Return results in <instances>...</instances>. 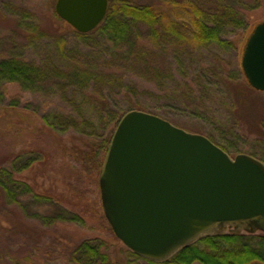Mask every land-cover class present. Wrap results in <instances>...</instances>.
<instances>
[{
  "label": "rangeland",
  "instance_id": "obj_1",
  "mask_svg": "<svg viewBox=\"0 0 264 264\" xmlns=\"http://www.w3.org/2000/svg\"><path fill=\"white\" fill-rule=\"evenodd\" d=\"M55 1L0 0V59L17 55L38 67L42 79L40 92L23 90L14 82L3 86L4 95L0 100V166H17L35 157V161L27 168L16 171L15 177L55 194L61 198V208L75 211L83 217L80 222L61 217L50 230V227L41 224L39 218L47 210L49 214L55 215L58 213L56 207L37 205L30 201V197L21 201V209L7 200L5 202L8 204L2 207L0 201V264H72L71 251L83 241L102 245L101 249L109 253L113 264L116 261L119 264H149L124 246L107 223L98 186L100 170L89 173L79 166L73 155V146L75 142H80L81 133L70 129L58 134L49 129L43 120L45 115L53 112H80L84 118L98 122V112L93 107L91 96L88 97L91 87L84 89L87 93L74 86L56 88V84L61 81L53 80V67H66L57 59L65 58V55L67 58H93L95 54L98 56L96 58L101 55L112 58L102 52L106 45L96 33L91 35L92 39L81 42L74 29L57 18ZM131 1L161 3L162 0ZM192 1L202 3L206 8L212 7L208 0ZM227 1H237L240 7L252 2ZM260 1L257 7L246 12L255 20L250 31L264 20V0ZM215 9L220 11L219 8ZM22 14H26L27 19L21 18L25 16ZM19 20L22 22L19 23ZM28 22L33 23L29 26L32 30L30 34L26 30ZM36 26L41 36L37 35ZM29 35L35 37L29 38ZM248 35L238 50L224 51L210 44L194 50L188 48L184 54L183 51L178 53V58L186 59V71L182 75L201 87L200 95L204 98L200 107L195 108L194 104L188 107L184 99L180 98L181 89L176 88L175 82L179 75L178 65L173 59L174 44L172 50L169 49L164 56H158L151 43L150 52L145 56L166 58L173 78L162 85L152 78L144 79L136 74V70L112 66L111 69L117 74H125L123 87L114 84L104 86L100 91L106 96L110 108L127 111L131 105H137L141 111L157 115L188 132L211 137L216 143H223L226 139L237 143L235 138L241 135L244 143H238V146L244 152L239 153L251 156L254 153L256 156L253 157L259 159L264 153V144L260 145L254 140H264V93L248 84L241 69V56ZM57 37L64 43L63 56L58 54ZM91 51L94 53L89 55ZM148 66L140 73L149 70L152 76L154 66ZM128 80L133 82V89L129 88ZM97 132L102 133L101 130ZM84 138L87 142L93 139L94 143L100 141L97 136ZM17 155L21 156L13 162L12 159ZM40 230L47 237L39 236ZM219 232L250 234L247 230H235L229 225H224ZM255 233L264 235L260 230Z\"/></svg>",
  "mask_w": 264,
  "mask_h": 264
},
{
  "label": "trees",
  "instance_id": "obj_2",
  "mask_svg": "<svg viewBox=\"0 0 264 264\" xmlns=\"http://www.w3.org/2000/svg\"><path fill=\"white\" fill-rule=\"evenodd\" d=\"M208 1L211 2L212 7L206 8L202 3L192 0H162L161 3L108 0L106 15L99 25L87 33H78L73 30L81 42L92 39L91 35L96 33L102 43L106 45L102 52L112 57L105 58L104 55H101L100 58H96L98 56L94 54L93 58H82V56L67 58L65 55V58L57 59L66 67H53V80L61 81L55 83L56 88L74 86L87 93L84 89L91 87L88 97L91 96L93 107L99 115V121L95 123L84 118L80 112L76 114L53 112V114L43 117L45 125L53 132L59 134L71 129L81 133L80 142H75L76 144L73 146V155L82 169L89 173H97L100 170L113 132L121 116L126 112L110 108L106 102V96L100 91L104 86L114 84L123 87L122 81L125 74H117L111 69L112 66L136 70L138 72L136 74H140L146 80L152 78L159 85L173 78L166 65V58H145L150 52L151 43L155 46L154 49L157 50L158 56H164L169 49H173L172 44H174L173 55L175 58L173 59L178 65L177 74L179 75L175 82L177 83L176 88L181 89L180 98L184 99L183 101L188 107H193V104L195 108L200 107L204 98L203 95H200L201 87L182 75L186 71V59L184 61L183 58H178V53L183 51L184 54L188 48L194 50L210 44L224 51L238 50L255 23L252 15L249 16L246 12L250 11L252 7H257L261 2L252 0L249 4L240 7L236 3L237 1L234 3L227 0ZM213 5L220 11L213 8ZM22 15L25 16H20L21 18L27 19L26 14ZM57 18L62 20L58 16ZM20 22L22 21L19 20ZM30 25L33 23H27L28 29L26 30L29 34L32 31ZM35 31L38 36H41V31L37 26ZM231 35L232 37H230ZM33 37L35 35H29V38ZM57 38V49L60 52L58 54L63 56L64 43L59 37ZM93 53L91 51L89 55ZM111 59H115L117 62ZM181 61L184 62L181 63ZM146 65L154 66V76H151L149 70L140 73V71L149 68ZM40 75L38 67L17 55L0 59V100L4 95L3 86L6 83H18L23 90L42 91ZM128 82L129 88L133 89L131 85L133 82L131 80ZM54 87L55 85H53V89ZM133 109L140 110L137 105H131L127 111ZM98 130H101L102 133H98ZM94 135L100 139L97 143H94V139V141L87 142V139L84 138L86 136L95 137ZM208 138L229 155L233 156L244 152L238 146V143H244L241 135L235 138L237 143L228 139L223 143H216L211 137ZM254 141L260 145L264 144V140L256 139ZM251 154L256 156L254 153ZM20 156L17 155L12 161H17ZM35 159L33 157L28 162L17 166H11V164L10 166H0L2 207L8 204L5 202L7 200L21 209V201L25 197H30V201L37 205L56 207L58 213L55 215L49 214L47 210L46 214L39 218L41 224L50 227V230H53V225L55 226L61 217H64V220L80 222L83 217L81 214L61 208V198L42 187L28 184L15 177L16 171L27 168ZM259 159L264 162V153L260 155ZM48 230L45 231L48 232ZM40 235L47 237V234H44L42 230L39 232ZM100 246L83 241L71 251L70 262L72 264H113L109 253L103 251ZM114 264L119 263L116 261ZM149 264L155 263L149 262ZM159 264H264V235L250 236L234 232L208 235L182 248L168 260Z\"/></svg>",
  "mask_w": 264,
  "mask_h": 264
},
{
  "label": "water",
  "instance_id": "obj_3",
  "mask_svg": "<svg viewBox=\"0 0 264 264\" xmlns=\"http://www.w3.org/2000/svg\"><path fill=\"white\" fill-rule=\"evenodd\" d=\"M108 0H56L54 11L78 33L104 19ZM248 84L264 92V20L240 61ZM101 207L114 235L135 255L168 260L199 239L264 231V163L231 157L209 138L141 110H129L112 135L98 177Z\"/></svg>",
  "mask_w": 264,
  "mask_h": 264
},
{
  "label": "flooded vegetation",
  "instance_id": "obj_4",
  "mask_svg": "<svg viewBox=\"0 0 264 264\" xmlns=\"http://www.w3.org/2000/svg\"><path fill=\"white\" fill-rule=\"evenodd\" d=\"M224 227V225H220V228H223ZM233 228V227H232ZM247 231H249V233L250 234H247V235H258V234H256L255 233V231H257V230H255V231H251V229H247ZM263 234H264V231H261ZM221 233V232H220Z\"/></svg>",
  "mask_w": 264,
  "mask_h": 264
}]
</instances>
